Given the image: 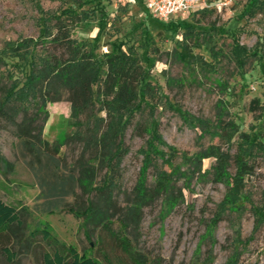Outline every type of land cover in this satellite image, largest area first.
<instances>
[{
	"label": "rangeland",
	"instance_id": "1",
	"mask_svg": "<svg viewBox=\"0 0 264 264\" xmlns=\"http://www.w3.org/2000/svg\"><path fill=\"white\" fill-rule=\"evenodd\" d=\"M222 1L212 0L210 11L194 12L169 23L153 16L142 0H0V49L7 41L37 38L43 12L59 15L66 9L76 13L82 9H103L96 17L82 20L74 28L73 36L88 40L97 36L103 50H107L106 43L114 39L123 40L124 49L134 45L149 79L172 106L164 109L160 106L156 111L165 141L180 152L187 150L190 153L203 150L210 143L220 144L223 150L230 151V171L234 172L233 156L239 136L252 138L258 135L264 140V50L241 70L227 58H222L217 72L202 70L200 62L187 66L179 56L187 38L193 54L208 61L212 60V45L227 52L234 37L250 48L264 46V11L249 15V0H229L227 4ZM213 24L214 28L208 33L212 35L210 39L205 32H201L197 40L188 37L187 26H194L197 32L210 29ZM232 24H235L232 32L219 31ZM170 78L181 80L182 85L169 84ZM217 82L226 83L227 88L221 89ZM221 99L230 105L224 118L233 117L237 123L238 132L231 146L218 137L203 133L193 119L201 117L217 121ZM47 106L48 118L42 121L44 113H41V121H36L34 132L51 143L62 142L66 137L60 146V156L41 147L28 148L24 138L17 136L15 125L0 121V156L7 161L5 164L0 158V198L15 205L22 219L21 225L12 229L11 247L16 253L15 260L9 263L0 251V264H35L34 242L39 245L37 250L47 245L39 235L36 239L29 235L44 223L49 224L59 240L75 246L80 252L91 253V248L96 246L99 227L94 228L83 216L78 217L73 212L80 213L94 199L95 192L85 194L79 186L77 164L82 156L89 157L92 150H85L84 141L74 135L79 128L70 118L71 102L66 91ZM90 112L88 109L79 117L83 132L91 126ZM144 142V138L133 135L132 127L127 130L126 143L131 151L122 162V175L115 188V197L122 206H126L134 195L142 160L138 149ZM158 161L167 169L162 159ZM175 163L188 172L186 178L173 176V184L183 189L185 201L167 214L160 212L161 198L144 206L138 225L128 229L133 244L156 264H225L233 253L238 254L237 264H264V221H255L257 215L264 214V154H256L254 173L247 177L240 201L242 210H227L212 236L204 240L201 235L206 222L224 198L227 187L212 181L211 174L203 177L197 171L193 173L194 166L190 161L181 162L179 157ZM214 163V158L204 159L203 170L210 169ZM98 172L97 181H100L104 170ZM156 174L157 171L150 168L149 187L155 184ZM238 232L242 241L234 240ZM210 250L212 260L207 262L205 259ZM102 262L129 264L125 259L119 261L116 258L112 262L102 259Z\"/></svg>",
	"mask_w": 264,
	"mask_h": 264
},
{
	"label": "trees",
	"instance_id": "2",
	"mask_svg": "<svg viewBox=\"0 0 264 264\" xmlns=\"http://www.w3.org/2000/svg\"><path fill=\"white\" fill-rule=\"evenodd\" d=\"M99 10L103 11L96 7L92 11L82 9L78 13L66 9L59 15L43 12L39 18L40 34L37 38L7 41L0 49V121L15 125L17 136L24 138L28 148L41 147L60 156V146L67 138L62 142L57 140L51 143L37 136L34 130L36 121H41V113H44L42 121L47 120L48 103L58 100L62 91H66L71 102L70 118L73 125L79 128L74 135L84 141L85 150H92L89 157L82 156L77 164L79 186L85 194L95 192L94 199L80 213L73 212L78 217L83 216L85 222L93 224L94 228L99 227L96 246L91 248V253L80 252L75 246L59 240L49 224L44 223L43 227L29 235L32 239L39 235L40 240L47 245L37 250L39 245L34 242L35 264H103L102 259L112 262L113 258L119 261L125 259L129 264H156L133 244L128 229L138 225L142 208L157 198H161V214H167L185 201L183 189L173 184V176L185 177L188 172L182 171L175 160L180 157L181 162H192L193 173L197 171L203 177L211 174L212 181L224 183L227 187L224 198L206 222L205 231L201 235L204 240L212 236L227 210H242L243 204L240 201L247 177L254 173L256 154H264V140L261 136L251 138L249 135H240L233 156L235 171L231 172L232 156L220 144L210 143L195 153L187 150L180 152L176 146L168 144L160 131L161 121L156 111L160 106L163 109L172 106L160 93L159 87L149 79L148 71L142 67L134 45L124 49L125 42L114 39L106 43L107 50H103L97 36L93 40L73 36L74 28L82 20L96 17ZM206 10L211 9L199 11ZM258 10L264 11V0H249V15H254ZM64 14H67L66 17H63ZM234 25L219 31L230 33ZM214 26L195 32V27L189 25L186 30L190 38L197 40L201 32H205L210 39L212 35L208 33ZM190 46L188 38L185 39L179 51L180 59L187 66L200 62V68L208 72H217L222 58H227L241 70L251 58L259 57L264 50L261 45L250 48L234 37L227 52L212 45V60L208 61L193 54ZM168 83L182 85L181 80L174 78L168 79ZM217 85L223 90L227 88L224 82H217ZM229 106L228 101H219L215 122L201 117L193 119L203 133L212 138L218 137L231 146L238 130L233 117L224 118L229 113ZM88 109L91 111V126H88L87 132H83V123L79 117ZM130 127L133 135L144 138L145 142L138 149L142 160L133 189L134 195L126 206H122L115 197V188L122 175V162L131 151L126 143V133ZM0 158L7 164L5 158ZM206 158H214L215 163L210 169L203 170V160ZM159 159L168 166L167 169L161 167ZM150 168L157 171L152 187L148 186ZM99 170L104 172L101 180L97 181ZM255 221H264V214L257 215ZM21 222L19 209L0 198V251L9 263H13L16 257L11 247L12 229L15 225H21ZM87 230L91 233L90 228ZM234 240L242 241L239 232ZM238 259V254L233 253L225 264H237ZM205 260L211 262L212 250Z\"/></svg>",
	"mask_w": 264,
	"mask_h": 264
},
{
	"label": "built area",
	"instance_id": "3",
	"mask_svg": "<svg viewBox=\"0 0 264 264\" xmlns=\"http://www.w3.org/2000/svg\"><path fill=\"white\" fill-rule=\"evenodd\" d=\"M135 2V0H125ZM215 1V0H213ZM229 0L222 1L227 4ZM146 9L155 17L163 21H172L187 17L200 9L210 8L212 0H143Z\"/></svg>",
	"mask_w": 264,
	"mask_h": 264
},
{
	"label": "crops",
	"instance_id": "4",
	"mask_svg": "<svg viewBox=\"0 0 264 264\" xmlns=\"http://www.w3.org/2000/svg\"><path fill=\"white\" fill-rule=\"evenodd\" d=\"M143 1V0H142Z\"/></svg>",
	"mask_w": 264,
	"mask_h": 264
}]
</instances>
